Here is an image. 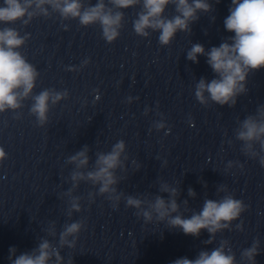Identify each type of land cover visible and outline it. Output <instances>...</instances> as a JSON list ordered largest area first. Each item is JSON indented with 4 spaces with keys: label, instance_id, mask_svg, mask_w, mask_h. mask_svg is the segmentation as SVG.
Returning <instances> with one entry per match:
<instances>
[{
    "label": "clouds",
    "instance_id": "9594fccd",
    "mask_svg": "<svg viewBox=\"0 0 264 264\" xmlns=\"http://www.w3.org/2000/svg\"><path fill=\"white\" fill-rule=\"evenodd\" d=\"M216 2L219 3V0ZM170 5L174 6L175 11V15L171 17L165 15ZM134 7L140 8L133 21L135 33L147 38L151 32H159L158 41L162 46L170 45L178 32L190 33L191 24L199 19V13H210L213 10L209 0H97L95 5L87 6L83 0H3V5H0V25L21 22L27 26L35 17H50L53 13H58L63 20L78 19L83 27L99 24L103 38L108 43H113L123 27V10ZM229 13L224 26L227 31L234 32V36L207 51L200 43L192 44L187 51V59L193 63H199L198 57L205 56L215 74V78L210 81L201 77L195 85V97L205 106L210 101L220 106H235L237 97L248 91L246 83L249 74L264 68V0H231ZM29 38V33L22 36L13 27H0V113L12 110L17 112L15 118L19 119L18 110L24 106L25 100L31 99L33 103L30 114L36 117L37 125L43 127L48 122L50 107L66 99L69 94L67 90L55 89H44L39 94H33L39 72L19 51ZM83 63L86 65L89 61L85 60ZM68 70L77 69L70 67ZM132 100V97H128L129 103ZM148 111L146 108L145 114ZM160 115L161 120L153 124L157 131L166 127L163 116ZM235 138L242 142L241 151L246 156L258 159L260 165L264 166V105H259L254 115H248L238 122ZM228 143L231 145L232 141L229 140ZM89 152L88 145H84L67 158V163L74 166L70 173L72 187L64 193L69 198V218L73 212L81 211V197L73 195L81 182L97 187L96 192L88 193L90 202H94L97 195L104 196L115 209L124 200L126 207L136 209V215L146 223H151L154 219L158 222L166 221L169 229H180L185 235L193 237H199L202 230H207L210 238L204 241L206 245L214 243L217 233L231 230L232 222L247 210L248 206L236 199L223 184L217 187V193L224 195L219 200L205 199L199 211L190 210L188 200H184V210L191 211L190 217L183 215L177 202L180 190L167 182L161 181L158 189L159 193L168 194L167 199L161 194L152 198L125 195L117 188L121 180L117 171H126L125 162L128 160L125 142L119 140L109 152L95 153L96 159L91 166ZM6 158L7 153L0 146V163ZM133 163L136 164L135 161ZM166 165L167 161H164V166ZM234 166L243 168L239 161H229L227 169ZM136 167L139 169L140 165L136 164ZM188 196L195 198L196 192L189 188ZM85 226L84 220L66 223L59 232L56 243L42 237L37 247L19 255H16L17 249L14 246L10 247L9 262L65 264L61 249L75 248L79 233ZM236 229L243 231V222L237 224ZM46 231L48 236L56 238L54 222ZM259 253L257 239L242 251L241 258L248 264H257L255 257ZM67 264H73L72 258ZM172 264H237V260L229 242L221 240L218 247L211 251H200L195 259L183 257Z\"/></svg>",
    "mask_w": 264,
    "mask_h": 264
}]
</instances>
